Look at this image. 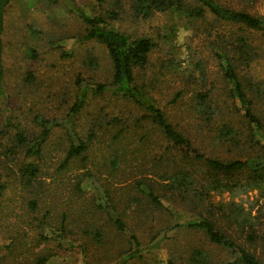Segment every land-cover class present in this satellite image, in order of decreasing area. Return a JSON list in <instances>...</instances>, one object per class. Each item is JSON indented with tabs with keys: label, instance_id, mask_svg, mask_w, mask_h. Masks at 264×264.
<instances>
[{
	"label": "rangeland",
	"instance_id": "obj_1",
	"mask_svg": "<svg viewBox=\"0 0 264 264\" xmlns=\"http://www.w3.org/2000/svg\"><path fill=\"white\" fill-rule=\"evenodd\" d=\"M76 1L90 14L108 13V24L119 30L153 38L155 45L141 72L142 78L158 75L162 81L163 92L155 91L158 101L167 103L180 85L186 102L201 91L221 106L213 108L212 117L220 122L231 119L241 136L237 143L213 147L210 153L223 158L256 156L264 165V129L252 131L241 118L243 112L235 109L230 84L215 56L223 38H234L239 31L237 25L207 13L190 18L182 9L157 10L142 19L134 15L129 0ZM218 1L264 13V0ZM242 31L252 49L243 63L236 60L237 69L248 78L246 91L264 127V38L257 29L243 26ZM84 32L85 24L65 0H10L6 7L0 86V186L5 183L0 187V264H39L43 255L44 264H190L196 247L209 255L206 264L234 261L236 252L184 226L199 216L192 202L162 198V205H157L150 199L145 183L157 187L162 180L150 168L149 139L141 141L135 135L125 146V156L110 162L117 154L110 148L113 125L106 126L103 117L100 127L92 124L97 114L110 111L109 92L91 93L85 109L71 112L77 79L94 87L108 82L111 74L106 49L96 40H82ZM189 114L186 125L192 123ZM36 115L47 120L49 135L38 153L28 154L27 142L17 146L14 133L22 129L31 144L42 129ZM8 116L13 125H6ZM78 138L88 140L89 157H73L61 166L67 147ZM156 149L153 145L154 156ZM28 162L37 166L33 176L20 172ZM158 162L168 165L164 158ZM244 176L235 175L238 184L244 183ZM210 199L225 212L217 211V223L264 264V178L245 190L211 189ZM115 214L125 222L124 231L113 223ZM233 219L240 223L227 225ZM131 233L142 256L120 263L123 252L136 247L130 243Z\"/></svg>",
	"mask_w": 264,
	"mask_h": 264
},
{
	"label": "trees",
	"instance_id": "obj_2",
	"mask_svg": "<svg viewBox=\"0 0 264 264\" xmlns=\"http://www.w3.org/2000/svg\"><path fill=\"white\" fill-rule=\"evenodd\" d=\"M9 1L0 0V86L4 74L2 35L5 27V10ZM49 1L55 3L60 0ZM65 1L85 24V32L81 35V39H93L102 44L106 49L111 67L109 81L96 82L94 87H89L77 79L79 89L71 112L77 113L83 107L85 109L91 93L105 92L106 94L109 92L111 95L109 104L112 105L110 111L104 110L103 113L97 114L98 117L93 120L92 124L94 127H100L104 118L106 126L113 125L114 132L111 136L110 148L117 150L115 152L117 154L111 155L110 162L118 163L117 157L122 159L125 156V146L132 142L135 135H139L141 141L149 139L148 145H152L149 150L152 158L150 168H155V173L162 180L157 182V187L152 185L154 183H145L150 199L157 205H162V198L192 202V207L197 209L199 216L197 219L187 221L184 226L200 230L211 243L237 253L234 261L221 264H235L236 262L263 264L255 254L247 250L243 244L238 243L225 228L217 223V211H221L223 215L225 212L222 210L223 206L216 205L210 199L211 189L245 190L251 184L264 178V165H261L256 156L223 158L210 153L213 147L220 145L223 147L227 143L234 144L239 141L238 138L241 135L238 133L235 122L231 119H222V117L223 121L220 122L212 117L213 108L221 106L214 103L206 92H193V100L188 102L187 99L186 102L184 88L178 85L167 103L163 104L158 101L155 91L163 92L159 86L162 81L158 75L152 77V80H149L150 77L142 78L141 72L148 63L155 45L153 38L119 30L108 24L106 19L108 13L104 15L101 11H97L95 14H90L76 0ZM129 2L134 15L142 19L150 17L157 10L182 9L190 18L200 17L207 13L217 21L237 25L239 31L235 33L234 38L231 36L223 38L221 45L215 50V56L222 77L230 84L229 94L235 104V109L243 112L241 118L246 121L249 129L263 132L262 120L253 107V96L246 91L248 86L245 81L248 78L239 74L236 60L243 63L250 57L252 49V45L246 42L247 38L242 31L243 26L259 30L264 38V13L254 14L245 9L231 7L218 0H129ZM31 53L35 54L34 49H31ZM169 83L168 88L172 86V83ZM184 104L188 109L184 107ZM188 112L192 123L186 125L184 118ZM35 118L41 124L42 129L31 144L22 129H16L14 133L17 146L27 142L25 151L28 154L38 153L49 135L47 120L40 115H36ZM6 125H13L10 116L6 118ZM153 145L157 147L155 152L158 155L156 156L153 153ZM87 150V139L78 138V142H71L61 160V166L68 164L73 157L80 156L82 159H87L89 157ZM139 150L142 151V149ZM161 158L168 162L167 166L159 165L158 161ZM144 164V162L141 163V165ZM36 171L37 166L33 162L26 163L20 169V172L30 176L35 175ZM236 174L245 175L244 183L238 184L235 180ZM138 183L143 184V180L140 179ZM3 185H5L4 182L0 187L2 188ZM76 185H79V181ZM226 215L229 216V213ZM112 217L117 230L124 231L127 228L120 216L115 214ZM233 218L237 219L238 214L235 213ZM235 219L229 220L227 225L232 226L233 222L239 224L240 222ZM252 234L254 232L250 231L248 237H252ZM130 236L133 238V242L130 241V243L135 244L136 247L130 251L129 249L124 251L120 263L136 256H142L138 239L132 233ZM209 260V255L202 247L194 248L189 257L190 264H206ZM37 261L39 264H44L46 256L38 257Z\"/></svg>",
	"mask_w": 264,
	"mask_h": 264
}]
</instances>
